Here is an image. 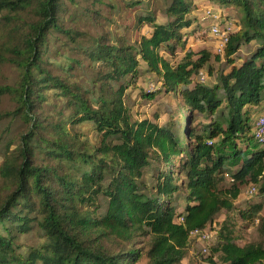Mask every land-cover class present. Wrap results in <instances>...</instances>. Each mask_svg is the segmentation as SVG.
<instances>
[{"label":"trees","instance_id":"16d2710c","mask_svg":"<svg viewBox=\"0 0 264 264\" xmlns=\"http://www.w3.org/2000/svg\"><path fill=\"white\" fill-rule=\"evenodd\" d=\"M209 1L240 15L216 57L188 46L196 0L157 1L164 22L150 0L135 12L145 0H126L114 37L104 0H0V61L19 68L0 86L16 103L0 110V264H182L196 229L215 230L212 264H264L263 244L237 242L234 215L215 223L242 185L264 192L252 125L264 107V0ZM221 15L220 26L231 19ZM213 57L224 65L202 82ZM145 73L156 88L140 97L174 95L177 118L135 117L128 89Z\"/></svg>","mask_w":264,"mask_h":264},{"label":"rangeland","instance_id":"374dc122","mask_svg":"<svg viewBox=\"0 0 264 264\" xmlns=\"http://www.w3.org/2000/svg\"><path fill=\"white\" fill-rule=\"evenodd\" d=\"M107 5H105L104 13L111 17L114 23L109 24L106 29H109L111 35L114 37L117 33L122 32V27L117 25L120 19V16L129 15V12L125 10L124 3L126 0H104ZM159 0H150V6L148 5V0H145L144 6L137 5L134 8V12L138 9H142L144 7L149 6L151 10L155 9L156 19L159 22L166 21V15L164 13V5ZM197 5L193 9L192 17L195 19V26L191 28H187L186 31H189V40L188 46L193 50L197 51L203 48L210 49L214 56L216 57V52H219L221 41L216 37V34L212 32L214 25H218L220 22H223L225 17L221 14L228 15V17L237 19L240 17L239 12L232 7H219L214 3H211L209 0H196ZM109 5H113L109 6ZM208 9H211L212 13H216L218 18L208 17ZM223 12V13H222ZM222 16V17H221ZM196 28V30H193ZM93 32H97V29L92 26L91 28ZM101 29H98V32ZM197 31V32H196ZM2 32V27L0 25V34ZM149 33L150 28L147 25L141 26L139 29L134 30V32H129L130 35L138 36L139 33ZM244 51V50H243ZM186 51H183L179 48L176 52V59L180 60ZM242 53V52H240ZM213 57L211 61L214 65V71L208 73V65L205 66V69L201 71L207 76L206 82L212 84L215 81L216 71L224 65L223 61H218ZM171 58V56H169ZM19 75V68L15 65H12L9 62L0 61V86L4 84H12L16 80ZM156 79L152 78L149 73H145L143 76L139 78V82L137 84V88H129L128 96L129 103L132 107V112L135 117H150L152 119L155 118V113L160 114L159 121L165 122L169 119L170 115L177 118L179 113L181 112V106L179 105L178 100L174 95H166L160 93L157 95V98L153 101H146L140 97V88L142 89H155ZM16 105L12 96L8 93L0 95V110H9L14 108ZM184 113V112H183ZM264 115V107L260 108L258 111L253 113V122L252 125L257 124V118ZM204 119V117L200 116L197 121ZM9 124V119L5 118L0 123V135L3 133L4 128ZM22 123L16 119L14 120L11 129L16 130L22 128ZM88 132L90 138L94 137L91 129L87 127L85 129ZM6 137V136H5ZM2 160V156L0 155V163ZM235 169V167H234ZM233 170V167L231 168ZM232 178L231 172L225 175V180L221 183L222 186L228 187L231 185ZM251 185L250 183L244 184L241 186L242 192L238 199L236 200V210L227 212L226 210H222L217 217L215 218L216 225H220V223L226 219L227 216L231 217L234 215L235 218V232L234 234L237 236L236 240L239 244L244 243H261L264 245V192H261L258 189V192L251 196ZM254 204H261L260 210L253 216V219H249L244 217L240 211H244L249 207H252ZM213 230V229H212ZM215 232V230H213ZM40 237L32 236L29 241L32 243H37L41 241ZM217 244V239L215 233L208 240H204L200 237L192 236L190 238V244L188 249V254L185 259L182 261V264H212L210 259V255L213 254L212 247ZM210 246H212L210 248ZM216 259V257H214Z\"/></svg>","mask_w":264,"mask_h":264},{"label":"built area","instance_id":"2783aa9c","mask_svg":"<svg viewBox=\"0 0 264 264\" xmlns=\"http://www.w3.org/2000/svg\"><path fill=\"white\" fill-rule=\"evenodd\" d=\"M208 17H215L218 18V15L216 13H212L211 9H208ZM212 29V32L214 33V35L216 34V37L219 38V40L221 41V47L219 49V52L223 51V48L228 40V36L229 33L231 31H233L235 29V23L233 21V19H228L223 25H214ZM199 78L202 82H205L207 79V76L200 71L199 72ZM255 136L256 139L258 140L259 143L264 144V115L258 117L257 120V124H256V129H255ZM251 196H253L254 194L257 193V188L255 186L251 187ZM215 232L211 229H207V230H193L192 234L194 236H199L200 238L204 239V240H208L209 238H211L213 236Z\"/></svg>","mask_w":264,"mask_h":264}]
</instances>
